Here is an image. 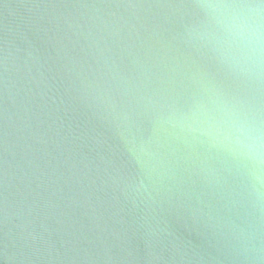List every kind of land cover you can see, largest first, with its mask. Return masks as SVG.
<instances>
[{"label": "water", "instance_id": "1", "mask_svg": "<svg viewBox=\"0 0 264 264\" xmlns=\"http://www.w3.org/2000/svg\"><path fill=\"white\" fill-rule=\"evenodd\" d=\"M0 264H264V0H0Z\"/></svg>", "mask_w": 264, "mask_h": 264}]
</instances>
